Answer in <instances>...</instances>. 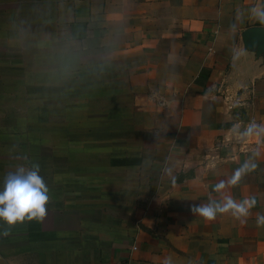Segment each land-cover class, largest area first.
<instances>
[{
	"label": "crops",
	"instance_id": "obj_1",
	"mask_svg": "<svg viewBox=\"0 0 264 264\" xmlns=\"http://www.w3.org/2000/svg\"><path fill=\"white\" fill-rule=\"evenodd\" d=\"M261 6L0 0V187L39 163L49 188L41 221L0 222V264H264V135L233 133L264 126V66L237 58ZM226 195L255 197L246 223L190 211Z\"/></svg>",
	"mask_w": 264,
	"mask_h": 264
},
{
	"label": "clouds",
	"instance_id": "obj_2",
	"mask_svg": "<svg viewBox=\"0 0 264 264\" xmlns=\"http://www.w3.org/2000/svg\"><path fill=\"white\" fill-rule=\"evenodd\" d=\"M251 14L256 21L264 24V6L251 9ZM233 133L241 140L253 135L259 137L264 135V126L253 122L248 124L243 131H240L238 126H234ZM256 167L253 158L245 160L226 182L221 180L214 185L213 191L222 193L226 188L237 186L242 178ZM40 172V164L32 163L30 167L18 166L15 171H10L5 175L3 185L0 187V222L3 224V235H8L17 224L39 222L45 217L49 188ZM172 182L175 183L174 178ZM255 206V197L237 201L232 196L226 195L222 200L210 198L206 204H192L190 211L209 222L213 221L217 215L231 214L236 220L246 223L251 209ZM256 224L258 227L264 226V215H257ZM164 264H170V260L166 259Z\"/></svg>",
	"mask_w": 264,
	"mask_h": 264
},
{
	"label": "water",
	"instance_id": "obj_3",
	"mask_svg": "<svg viewBox=\"0 0 264 264\" xmlns=\"http://www.w3.org/2000/svg\"><path fill=\"white\" fill-rule=\"evenodd\" d=\"M241 47L237 52L238 61L248 69L257 70L264 66V28L249 27L240 34Z\"/></svg>",
	"mask_w": 264,
	"mask_h": 264
}]
</instances>
